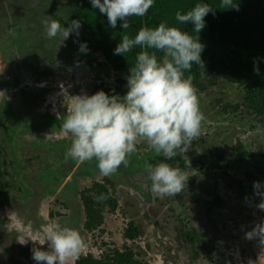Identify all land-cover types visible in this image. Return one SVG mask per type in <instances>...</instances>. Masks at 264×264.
Returning <instances> with one entry per match:
<instances>
[{
  "label": "rangeland",
  "instance_id": "1",
  "mask_svg": "<svg viewBox=\"0 0 264 264\" xmlns=\"http://www.w3.org/2000/svg\"><path fill=\"white\" fill-rule=\"evenodd\" d=\"M74 2L0 0V113L22 117L23 125L12 132V140L26 164L22 179L34 193L27 205L14 202L23 197L17 168L0 166L7 172L3 189L10 197L0 203V264H36L31 249L47 250V242L39 243L44 241V228L53 223L79 231L83 257L101 258L107 250L129 244L147 264H264V246L258 237L245 235L264 221V211L241 203L229 185L235 179L247 181L248 176L264 182V123L244 110L243 87L219 78L214 85L206 79L204 87L194 88L202 115L200 134L177 157L206 160L200 171H181L188 179L175 196L159 198L150 191L145 166H155L152 161L163 156L142 137L127 164L107 177L99 174L95 159H65L72 137L61 125L75 96L92 95L101 85L109 95L120 96L119 80L127 90V76L112 70L101 52L81 55L76 49L85 38L80 31L62 43L59 37L46 38L41 21L45 16L67 20ZM228 105L240 108L225 111ZM3 121L13 126L9 117ZM7 144L0 142V161L13 153L11 142ZM219 155L226 160L218 161ZM106 181L118 210H106L104 225L88 233L80 194L94 182ZM215 196L222 198L224 208H209ZM243 209L245 218L232 224L229 216L235 218ZM131 223L141 233L135 242L123 237ZM189 232L198 238L194 244L182 239Z\"/></svg>",
  "mask_w": 264,
  "mask_h": 264
},
{
  "label": "clouds",
  "instance_id": "2",
  "mask_svg": "<svg viewBox=\"0 0 264 264\" xmlns=\"http://www.w3.org/2000/svg\"><path fill=\"white\" fill-rule=\"evenodd\" d=\"M89 2L92 9L107 17L108 26L113 29L118 20L120 27L127 29L130 17H143L154 4V0ZM235 8L233 0H219V7L197 3L185 14L177 11L175 20L191 25L193 32L200 33L210 12L215 15V9ZM41 23L46 38L59 37L61 43L70 34L78 37L81 27L80 20L73 19L64 27L51 16H45ZM136 47L141 50L135 55L134 66L129 68L126 93L109 95L100 90L92 95L75 96L61 125L72 137L65 159L71 157L78 163L95 159L101 176H110L122 164H127V156L137 150L138 137L144 138L157 155L171 160L177 155L183 156L200 134L202 115L191 77L184 76L194 63L203 67L204 45L198 36L161 22L155 28L141 27L134 37L122 36L113 54L126 56ZM79 51H88L86 42L79 44ZM157 52L162 53L159 59ZM253 64L254 73L259 75L255 59ZM145 172L151 181L150 191L159 198L180 193L188 179L180 169L164 162L146 165ZM253 194L259 198L256 207L264 211V182L253 181ZM107 198L100 194L95 202L101 203ZM43 233L44 241L39 244L47 242V250L31 249V258L36 264H69L79 257L83 240L78 230L53 223ZM245 235L248 239L258 237L264 246V221Z\"/></svg>",
  "mask_w": 264,
  "mask_h": 264
},
{
  "label": "trees",
  "instance_id": "3",
  "mask_svg": "<svg viewBox=\"0 0 264 264\" xmlns=\"http://www.w3.org/2000/svg\"><path fill=\"white\" fill-rule=\"evenodd\" d=\"M197 3H206L208 6L219 7V0H154V4L143 17H130L129 27L122 29L120 21H117L115 29L108 26L107 17L99 13L98 9H92L89 0H75L67 20L54 17L62 26L66 27L73 19L81 21L79 31L85 37L80 41L76 49L79 51V44L86 42L88 51L80 54H89L91 51L101 52L106 59L107 65L112 70L129 75V68L135 64V55L141 49L134 48L130 53L124 55H114L113 50L120 42L124 35L130 38L141 27L155 28L159 23L164 22L167 26L178 27L182 31H187L189 35L197 37L204 45L201 53L203 67L193 64L191 71L184 72V76L191 77L192 86L195 89L204 87L206 79H211V84L215 83L219 78L244 88L245 107L244 110L251 116L259 119L264 123V0H233L235 9H215V15L211 12L206 15V26L200 33L192 31L191 25L179 24L175 20L177 11L185 14L191 10ZM238 9V10H237ZM159 59L162 53H156ZM256 60L260 73L255 74L253 71V61ZM124 80H119L117 93L123 96L127 90H122ZM214 85V84H213ZM103 90L106 94L110 93L108 88L104 86H96L93 94ZM237 106L228 105L225 111L232 109L236 111ZM9 117L13 126L8 127L3 119ZM23 125L22 117H11L9 114L0 113V142L8 147L7 142H11L13 153L6 161H0V166H16L17 178L20 181L23 197L13 200L14 202L27 205L31 201L34 194L31 185H26L22 179V167L26 164L22 161V156L17 154L15 145L12 140V132L21 128ZM10 131V132H9ZM4 155V154H1ZM14 158V160L12 159ZM218 161L224 162L225 155L217 156ZM206 156L196 160H183L174 157L166 160L164 157L156 158L152 163L160 162L168 163L172 167L180 169V171L201 170L205 164ZM190 164L187 166L188 162ZM8 162V163H7ZM24 163V164H23ZM21 164V165H20ZM178 165V166H177ZM221 167V166H218ZM6 174L0 167V203L8 202L9 195L3 189V181L6 182ZM252 176H248L247 181L232 180L230 186L233 185V191L237 194L241 203L246 206H255L258 204V197L253 194ZM110 182H94L90 188L83 190L80 194L81 202L84 207L85 223L84 229L88 233H92L100 229L104 225V212L108 210L113 213L118 210L119 204L113 196L110 188ZM104 194L108 198L96 203L95 197ZM6 197H9L8 199ZM6 198V199H4ZM258 198V199H257ZM257 199V200H256ZM220 196H215L213 202H209V208L216 204L219 208H224ZM247 209L235 213V218L231 216L232 224L241 223L245 218ZM248 217V216H246ZM252 218L249 217L251 222ZM140 231L135 224L131 223L125 231L123 237L125 240L135 242L140 237ZM182 235V233H181ZM182 237V236H181ZM185 244H194L198 239L193 233L183 234ZM75 264H147L138 258L135 250L125 244L123 248H113L107 250L101 258H95L93 255L79 257L75 260Z\"/></svg>",
  "mask_w": 264,
  "mask_h": 264
}]
</instances>
